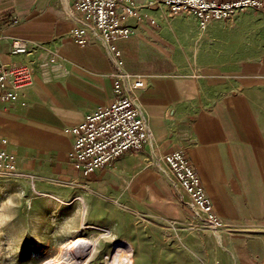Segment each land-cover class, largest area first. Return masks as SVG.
<instances>
[{
    "label": "crops",
    "instance_id": "crops-1",
    "mask_svg": "<svg viewBox=\"0 0 264 264\" xmlns=\"http://www.w3.org/2000/svg\"><path fill=\"white\" fill-rule=\"evenodd\" d=\"M136 2L142 16L126 20L133 34L117 46L124 69L146 80L137 104L150 138L86 175L74 166L75 136L67 129L114 100L112 53L94 35L84 46L73 39L81 19L75 0H0V62H29L33 71L19 102L0 105V136L14 141L16 173L38 193L49 179L86 181L70 200L82 198L86 209L96 185L137 206L179 209L181 198L190 199L163 159L184 150L235 234L240 264H264V7L202 28L191 12ZM15 41L27 53H14ZM152 159L162 161L161 172Z\"/></svg>",
    "mask_w": 264,
    "mask_h": 264
},
{
    "label": "rangeland",
    "instance_id": "rangeland-1",
    "mask_svg": "<svg viewBox=\"0 0 264 264\" xmlns=\"http://www.w3.org/2000/svg\"><path fill=\"white\" fill-rule=\"evenodd\" d=\"M161 162L151 160L160 172ZM80 183L49 179L38 193L30 177L0 172V264L66 262L67 253L78 258L89 240L98 247L84 264H115L119 252H130L132 264H240L235 234L212 230L191 200L181 198L179 209L137 206L96 185L86 209L82 198L70 201Z\"/></svg>",
    "mask_w": 264,
    "mask_h": 264
},
{
    "label": "built area",
    "instance_id": "built-area-1",
    "mask_svg": "<svg viewBox=\"0 0 264 264\" xmlns=\"http://www.w3.org/2000/svg\"><path fill=\"white\" fill-rule=\"evenodd\" d=\"M164 4L171 13H193L202 28L214 20H230L248 9H261L262 0H150V5ZM74 11L80 15L71 36L79 45H86L89 36L101 39L112 53L116 72L114 100L88 113L81 123L67 129L75 136L71 157L76 169L89 175L110 165L129 151L141 150L150 138L148 125L137 104V92L146 87L144 77L124 69V55L117 42L129 38L130 17L141 18L136 0H75ZM17 23L18 20L14 19ZM14 53H27L20 41L13 43ZM33 83L29 62L4 65L0 62V105L15 106L24 91ZM14 141L0 136V172L14 173L18 169ZM164 162L176 178L194 208L214 231L227 229L216 214L213 202L202 180L184 150L166 154Z\"/></svg>",
    "mask_w": 264,
    "mask_h": 264
},
{
    "label": "bare ground",
    "instance_id": "bare-ground-1",
    "mask_svg": "<svg viewBox=\"0 0 264 264\" xmlns=\"http://www.w3.org/2000/svg\"><path fill=\"white\" fill-rule=\"evenodd\" d=\"M81 241L84 242V239L81 240ZM94 242H90V240H89V242L85 241L86 245H85V247L82 250H80V252H79L80 255L78 256V258H77L76 255H72L73 253L70 252V253H67V260L68 261L61 262V263L48 262L46 264H69V261H72L73 259L75 260V263L77 262L78 264L79 263L84 264L88 260L87 258L91 257L94 254V252L97 250L96 247H98V246H96V243H94ZM117 249H119V248H117ZM122 251H125V250H122ZM125 253L124 252H119L114 257L115 264H132L133 261H132V256L130 255L131 253L130 252L129 253L127 252L126 254Z\"/></svg>",
    "mask_w": 264,
    "mask_h": 264
}]
</instances>
